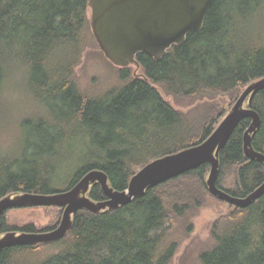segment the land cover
Returning a JSON list of instances; mask_svg holds the SVG:
<instances>
[{
    "label": "trees",
    "instance_id": "1",
    "mask_svg": "<svg viewBox=\"0 0 264 264\" xmlns=\"http://www.w3.org/2000/svg\"><path fill=\"white\" fill-rule=\"evenodd\" d=\"M88 12L89 0H0V118L3 94L15 78L24 80L41 107L20 122L21 150L0 148V199L65 190L93 169L105 171L115 189L126 190L145 164L202 143L225 114L209 105L190 120L155 84L178 100L238 98L241 87L264 77V0H216L203 28L161 59L139 53L142 74L120 67L119 84L101 94L84 92L75 70L85 50ZM251 106L262 119L253 146L264 153V89ZM250 123L242 120L220 153L218 185L241 197L264 182V163L244 151ZM231 168L236 181L226 186ZM210 169L202 164L115 210L81 209L63 238L7 247L0 251V264H173L183 236L194 229L184 222L202 205ZM58 182L64 189L55 188ZM88 195L107 198L99 183ZM232 206L214 222L213 242L200 253L202 264H264V195L247 207ZM57 226L11 225L5 213L0 235ZM47 247L55 250L43 255Z\"/></svg>",
    "mask_w": 264,
    "mask_h": 264
},
{
    "label": "water",
    "instance_id": "2",
    "mask_svg": "<svg viewBox=\"0 0 264 264\" xmlns=\"http://www.w3.org/2000/svg\"><path fill=\"white\" fill-rule=\"evenodd\" d=\"M216 0H89L90 24L106 57L120 67L139 65L137 55L146 53L161 59L169 48L186 40L188 33L204 26L208 10ZM264 89V77L249 83L212 134L202 143L151 160L130 179L126 190L110 185L101 169L86 173L74 186L53 193L25 192L0 199V218L10 209L23 206H58L63 208L60 224L51 230L9 231L0 235V251L23 244L50 243L63 238L73 226V215L87 209L98 213L115 210L143 196L151 187L193 170L202 164L211 166L207 179L210 192L218 199L244 208L264 195V182L247 196H236L218 185L220 153L242 120L251 119L244 133L247 158L264 163V153L253 146L261 127L260 113L251 106L256 94ZM248 101L249 106L245 103ZM99 183L106 195L94 200L88 193Z\"/></svg>",
    "mask_w": 264,
    "mask_h": 264
},
{
    "label": "rangeland",
    "instance_id": "3",
    "mask_svg": "<svg viewBox=\"0 0 264 264\" xmlns=\"http://www.w3.org/2000/svg\"><path fill=\"white\" fill-rule=\"evenodd\" d=\"M89 17L91 19V9L89 8ZM133 74L143 73L140 65L132 64L129 66ZM120 66L114 64L108 59L100 48L92 31L91 24L86 29V43L82 58L75 70V79L78 87L92 94H101L113 86L120 83L119 81ZM15 78L13 84H7L4 92L5 111L2 112V121L0 125V148L12 151L21 150L22 140L25 131L21 129L20 122L26 116H32L39 113L41 107L32 97L25 82L17 81ZM162 96L169 101L176 109L187 114L189 119L201 117L209 105H216L218 111H225L219 122L225 117L228 111L234 105L236 98L234 96H218L215 98H205L202 100L194 99H175L168 95L159 85L155 84ZM245 87L240 88V95ZM248 107V101L245 103ZM219 125V124H217ZM216 125V126H217ZM208 177V176H207ZM206 177V178H207ZM236 173L234 169H227L223 183L226 186L234 185ZM55 188L64 189L65 184L58 182ZM202 205L198 208L191 209L187 215L184 225L191 223L194 225L192 232L185 234L181 244L175 254L173 264H202L200 253L212 244V227L214 222L224 215L231 213L234 206L216 198L210 191L201 192ZM63 216V208L58 206H23L10 209L6 213L8 222L11 225L24 226L34 224L37 229H44L53 225H59ZM54 247H47L43 255L54 251Z\"/></svg>",
    "mask_w": 264,
    "mask_h": 264
}]
</instances>
